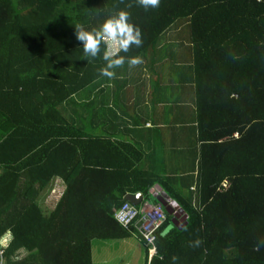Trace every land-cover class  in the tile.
Instances as JSON below:
<instances>
[{
    "label": "trees",
    "instance_id": "trees-1",
    "mask_svg": "<svg viewBox=\"0 0 264 264\" xmlns=\"http://www.w3.org/2000/svg\"><path fill=\"white\" fill-rule=\"evenodd\" d=\"M129 2L0 0V242L12 237L0 264H93L94 241L131 237L114 219L126 196L161 206L158 186L184 216L161 206L168 219L150 264H264V0H161L148 11ZM119 10L130 12L143 40L120 55L155 71L169 52L173 79L176 45L190 47V193L182 176L143 169L132 142L79 123L81 98L105 62L103 45L100 57L84 56L75 26L98 28ZM58 179L66 190L50 209Z\"/></svg>",
    "mask_w": 264,
    "mask_h": 264
},
{
    "label": "crops",
    "instance_id": "crops-1",
    "mask_svg": "<svg viewBox=\"0 0 264 264\" xmlns=\"http://www.w3.org/2000/svg\"><path fill=\"white\" fill-rule=\"evenodd\" d=\"M171 39L175 41L176 35ZM165 47L161 44L160 50ZM176 47L177 70L172 73L173 79L172 67L168 65L169 52L164 56L165 51L156 61L155 71L146 62L131 69L117 68L114 79L102 77L94 88L85 91L78 117L81 126L96 135L132 142L144 153L140 165L143 169L182 176H177L182 179L177 182L182 181V187L187 188L185 192L190 193L195 187L191 173H197L191 155L195 131L186 125L196 115L191 81L193 62L188 45ZM192 161L194 168H191ZM152 192L159 197L163 190L158 186ZM150 206L143 200L139 210L143 212ZM103 242L97 256L93 251V264H150L153 259L135 231L128 239Z\"/></svg>",
    "mask_w": 264,
    "mask_h": 264
},
{
    "label": "clouds",
    "instance_id": "clouds-1",
    "mask_svg": "<svg viewBox=\"0 0 264 264\" xmlns=\"http://www.w3.org/2000/svg\"><path fill=\"white\" fill-rule=\"evenodd\" d=\"M160 2L161 0H130L126 7L139 6L148 11L149 9L158 8ZM120 3H124V0H120ZM130 19V12L119 10L105 19L98 28L86 30L83 25L78 24L75 26V38L82 44L86 58L96 59L100 57L101 46L103 45L102 59L105 65L98 70L100 76L114 79L116 76L115 70L122 68L125 63L130 69L143 63L142 58L139 56L126 57L120 55L121 52L128 53L133 46L139 48L143 44L140 28L130 23ZM9 235L11 236L10 232L1 241L2 244L10 238ZM200 243L199 240H196L192 246L198 247ZM172 259L175 261L177 258L173 257Z\"/></svg>",
    "mask_w": 264,
    "mask_h": 264
},
{
    "label": "built area",
    "instance_id": "built-area-1",
    "mask_svg": "<svg viewBox=\"0 0 264 264\" xmlns=\"http://www.w3.org/2000/svg\"><path fill=\"white\" fill-rule=\"evenodd\" d=\"M225 187H228V183H225ZM114 219L126 230L137 232L138 239H141L148 249L150 259L157 255V232L168 219L167 213L164 212L161 206L146 207L141 213L135 205L126 202L115 211ZM3 247L0 242L1 253Z\"/></svg>",
    "mask_w": 264,
    "mask_h": 264
},
{
    "label": "water",
    "instance_id": "water-1",
    "mask_svg": "<svg viewBox=\"0 0 264 264\" xmlns=\"http://www.w3.org/2000/svg\"><path fill=\"white\" fill-rule=\"evenodd\" d=\"M144 200V196L143 194H130L126 196V201L130 202L131 204L135 205V206H139L140 204H142ZM158 202L161 204V206L164 208L165 212L174 215V217L176 218V216L178 218H182V216L184 215V212L182 209H179V206L177 205V203H173L170 205V202H172L171 197L166 194V193H162L159 197H158ZM179 210V213L175 211ZM184 219H187V216L184 217ZM183 219V220H184ZM173 225H177V222L175 220H173Z\"/></svg>",
    "mask_w": 264,
    "mask_h": 264
},
{
    "label": "rangeland",
    "instance_id": "rangeland-1",
    "mask_svg": "<svg viewBox=\"0 0 264 264\" xmlns=\"http://www.w3.org/2000/svg\"><path fill=\"white\" fill-rule=\"evenodd\" d=\"M188 29H189V27H188ZM188 29H185V31H187ZM65 190H66L65 183L62 180L58 179L55 183V187H54L52 195H50V197L47 200V206L50 209L55 208V206L57 205V203L61 199L62 195L64 194ZM9 237H10L9 241H11L12 237L10 235H9ZM102 243H104V242L101 240H96L93 242L92 247H93L94 254L96 256H97L99 249L101 248ZM112 250L115 251L114 249H112ZM22 254H24V253H22Z\"/></svg>",
    "mask_w": 264,
    "mask_h": 264
}]
</instances>
